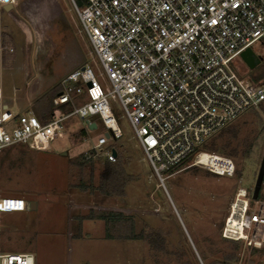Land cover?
<instances>
[{
  "label": "built area",
  "instance_id": "obj_1",
  "mask_svg": "<svg viewBox=\"0 0 264 264\" xmlns=\"http://www.w3.org/2000/svg\"><path fill=\"white\" fill-rule=\"evenodd\" d=\"M21 1L0 0V10L8 14L10 7L19 14ZM69 1L99 70L82 65L68 72L59 82L46 121L4 102L0 85V151L16 146L47 151L65 134L63 122L75 117L82 125L83 142L90 141L89 132L102 129L84 154L114 162L115 144L122 137L116 102L162 188L168 177L163 173L192 154L188 167L233 178V159L195 151L226 124L264 102V83L242 71L240 58L264 37V0H84L83 5ZM12 52L10 38L0 28V68ZM65 105L70 111L63 114ZM251 194L237 188L220 236L261 250L264 189L256 200ZM26 209L22 198L0 196V213ZM0 264L35 262L30 253L0 249Z\"/></svg>",
  "mask_w": 264,
  "mask_h": 264
},
{
  "label": "rangeland",
  "instance_id": "obj_2",
  "mask_svg": "<svg viewBox=\"0 0 264 264\" xmlns=\"http://www.w3.org/2000/svg\"><path fill=\"white\" fill-rule=\"evenodd\" d=\"M17 9L20 15L12 11L24 25L0 10V28L13 46L0 68V85L4 102L18 112L29 109L33 113L27 93L35 106L74 67L88 65L98 72L99 64L69 0H23ZM45 17L49 27L38 38L36 25ZM252 49L264 53V37ZM263 69L264 63L251 75L242 71L264 83V76H257ZM34 75L30 88L26 87ZM113 104L122 133L115 147L127 176L123 194L102 195L89 189L99 184L104 156L92 155V164L83 167L74 161L89 150L102 129L89 132L90 141L83 142L80 121L69 118L63 122L65 134L56 137L48 151L27 147L0 151V196L36 204L34 210L28 206L24 212L0 213L1 251L30 253L35 264H222L230 253L236 256L232 264H264V251L254 253L241 243L235 248L220 236L237 188L253 190L264 149L262 109L246 111L232 123L239 139L254 145L249 159L234 160L239 176L216 177L189 164L172 174L163 173L168 177L162 188L126 118ZM263 189L264 182L260 194ZM90 211L118 212L131 218L138 239L119 238L130 234L128 224L117 226L115 238H106L103 221L81 219Z\"/></svg>",
  "mask_w": 264,
  "mask_h": 264
},
{
  "label": "trees",
  "instance_id": "obj_3",
  "mask_svg": "<svg viewBox=\"0 0 264 264\" xmlns=\"http://www.w3.org/2000/svg\"><path fill=\"white\" fill-rule=\"evenodd\" d=\"M77 4L83 5L84 0H75ZM59 85H56L50 90L47 94H45L41 99L37 100L36 107V115L40 117L42 121H46L50 118L51 110H52V98L58 92ZM40 104H43L40 106ZM258 109H262V113L264 115V108H262V104L258 107ZM254 109L248 110L253 111ZM70 111L69 106L62 107V113L66 114ZM235 120V119H234ZM233 120V121H234ZM233 121L226 124L219 131L211 135L208 139H206L203 144L197 148V151L206 150L210 152H214L220 155H224L230 157L231 159L237 160H245L249 159L252 151H253V143L246 140V138L239 139L238 130L235 126L232 125ZM83 131L79 132L81 135ZM193 154L189 155L185 159H183L179 164L170 168L167 171L168 174H172L181 168L188 166L191 163ZM118 159V160H117ZM92 156H88L85 154H81L75 161L74 164L78 166H86L87 164H92ZM188 168V167H187ZM191 168V167H189ZM122 163L121 159L119 160V154L117 152V156L114 162H110L107 159L104 160L102 164L101 171H99L98 178L99 184L95 188L94 186H89V189L94 192L95 190L99 191L102 195H122L123 194V185L124 182L127 181V176L122 173ZM213 175V174H212ZM216 176V175H214ZM239 176V170L235 171V177ZM218 177V176H216ZM264 182V179H263ZM79 187L81 190H84L85 184L80 182ZM261 196V194H260ZM81 219L86 220H101L105 224V236L106 238H115L113 235L114 230L120 224H128L130 234L122 235L119 238L121 239H138V236L133 234V222L131 218H125L121 213L118 212H102V211H90L86 216ZM223 241L230 242L234 245L235 248H238L240 242L227 240L221 238ZM252 252L258 253L264 251V249L257 250L251 249ZM201 259L204 260V256L200 253ZM236 259L234 253H230L225 255L223 259L220 261L222 264H232Z\"/></svg>",
  "mask_w": 264,
  "mask_h": 264
},
{
  "label": "water",
  "instance_id": "obj_4",
  "mask_svg": "<svg viewBox=\"0 0 264 264\" xmlns=\"http://www.w3.org/2000/svg\"><path fill=\"white\" fill-rule=\"evenodd\" d=\"M6 10H7L8 13L11 14V17H13V19L15 20L16 23L24 25V22H22L13 13V11H12V9L10 7H6ZM48 27H49L48 18L45 17L42 22H40L38 25H36L38 38L42 37L43 30L45 28H48ZM240 58H241L242 62L244 63V65L248 69H253L260 62L259 56H257L256 53L254 52V50L252 48H250V47L245 49L240 54ZM95 127H96V125L94 123H91L90 126H89L90 129H94ZM105 136L108 137L109 134L105 133ZM113 155H115V152H113ZM263 179H264V149H263V152H262V156H261L260 163H259V166H258L257 174H256V177H255V182H254V186H253V190H252V194H251L252 200H256L258 198L261 186L263 184ZM35 206H36V204L34 202H30L29 209L30 210H34ZM195 255H196L197 259L199 260L198 255H197L196 252H195Z\"/></svg>",
  "mask_w": 264,
  "mask_h": 264
},
{
  "label": "flooded vegetation",
  "instance_id": "obj_5",
  "mask_svg": "<svg viewBox=\"0 0 264 264\" xmlns=\"http://www.w3.org/2000/svg\"><path fill=\"white\" fill-rule=\"evenodd\" d=\"M254 52H255V51H254ZM255 53H256L257 56H259V58H260V62H259V64H258L257 66H255L253 69H248L245 65H243V69L245 70V73H246V74H250V75H251V74L254 72V70H256L257 68H259V67L261 66V64L264 63V53H262V52H255ZM257 76L263 77V76H264V69L261 70V71L259 72V75H257Z\"/></svg>",
  "mask_w": 264,
  "mask_h": 264
},
{
  "label": "crops",
  "instance_id": "obj_6",
  "mask_svg": "<svg viewBox=\"0 0 264 264\" xmlns=\"http://www.w3.org/2000/svg\"><path fill=\"white\" fill-rule=\"evenodd\" d=\"M33 64V63H32ZM83 65V64H82ZM82 65H80V66H82ZM79 66V67H80ZM75 68H78V67H74L73 69H75ZM73 69H71L70 71H72ZM69 71V72H70ZM38 76V75H37ZM63 78V77H62ZM35 79V75L33 76V77H31L28 81H27V83H26V87L28 86V88H30V86H31V84H32V81ZM57 85H59V83H57ZM27 102H28V104L29 105H31L32 106V110H33V112L34 113H36V107L33 105V103L30 101V99H29V96H28V93H27ZM34 106V107H33ZM27 110H29V109H26V110H23V112H26ZM19 147H21V148H23L24 146H16V148H19ZM25 148V147H24ZM48 151V150H47ZM30 204V203H29ZM29 206V205H28Z\"/></svg>",
  "mask_w": 264,
  "mask_h": 264
}]
</instances>
